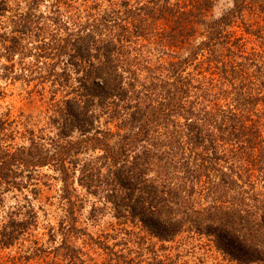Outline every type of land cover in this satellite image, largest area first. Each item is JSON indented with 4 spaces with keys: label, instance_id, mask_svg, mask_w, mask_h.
I'll return each instance as SVG.
<instances>
[{
    "label": "trees",
    "instance_id": "obj_1",
    "mask_svg": "<svg viewBox=\"0 0 264 264\" xmlns=\"http://www.w3.org/2000/svg\"><path fill=\"white\" fill-rule=\"evenodd\" d=\"M217 1L0 0L2 77L51 95L49 136L24 128L27 144L9 148L0 118V202L25 173L57 172L60 264H86L69 237L87 235L86 198L90 215L131 227L116 246L135 255L106 246L110 264H179L161 254L183 236L226 264H264V0H228L214 17ZM24 209L4 214L0 251L33 223Z\"/></svg>",
    "mask_w": 264,
    "mask_h": 264
},
{
    "label": "rangeland",
    "instance_id": "obj_2",
    "mask_svg": "<svg viewBox=\"0 0 264 264\" xmlns=\"http://www.w3.org/2000/svg\"><path fill=\"white\" fill-rule=\"evenodd\" d=\"M229 5L228 0H218L211 14L217 17ZM243 19L254 23V15L245 13ZM166 24L165 21L161 22L162 26H167ZM229 31L236 38L244 37L248 51L257 49L258 43L254 41V37L244 34L242 28L232 27ZM203 37L202 31L199 30L194 43H200ZM2 64L0 61V118L5 120V145L9 148L26 145L27 140L24 138L26 136L23 135L24 128L33 130L34 136L37 134L49 136L51 130L46 124V119L49 115L47 108L51 95L48 84L45 85V92H41L38 87H34L33 83L26 85L20 80L13 82L4 79L1 75ZM25 177H28L27 173L20 179L23 178L26 188L21 191L3 192L0 202V224L7 211H16L20 206L25 207L24 211L31 212L32 209L36 216L32 219L33 223L26 234L21 236L22 242L0 251V264H49L50 262L60 264V258L54 256L55 247L59 245L62 234H64L62 230L67 228L65 223L67 219L66 204L61 198L59 176L56 171L46 167L32 173L29 180ZM80 193V196L84 195L82 191ZM86 199L88 202L86 201L79 211H75V216L77 218L76 227L85 231L87 235L76 233L77 235L74 236L72 232L69 234L70 243L82 251L85 263L110 264L109 248L115 252L127 253L128 258L133 257L135 253L128 251L134 249L133 245L128 244V249L116 246L123 239L124 241L133 240L124 234V231L131 230V227L116 221L108 209L90 215L92 201L90 198ZM185 237L177 239L172 244H167L166 253L161 255L174 256L179 264H196L199 259L205 264H226L215 252L207 250L209 248L205 240ZM95 241L101 242L102 245H96ZM106 246L109 248L106 249ZM143 258L144 260L148 258L145 252Z\"/></svg>",
    "mask_w": 264,
    "mask_h": 264
}]
</instances>
